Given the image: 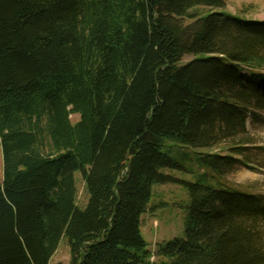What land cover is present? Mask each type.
<instances>
[{
  "label": "trees",
  "instance_id": "obj_1",
  "mask_svg": "<svg viewBox=\"0 0 264 264\" xmlns=\"http://www.w3.org/2000/svg\"><path fill=\"white\" fill-rule=\"evenodd\" d=\"M226 2L0 0V264H50L63 237L70 264H264V194L223 180L264 110V19L198 11ZM166 140L223 145L201 163L228 187L179 180L185 236L152 254Z\"/></svg>",
  "mask_w": 264,
  "mask_h": 264
},
{
  "label": "rangeland",
  "instance_id": "obj_2",
  "mask_svg": "<svg viewBox=\"0 0 264 264\" xmlns=\"http://www.w3.org/2000/svg\"><path fill=\"white\" fill-rule=\"evenodd\" d=\"M206 13L213 11H225L234 18L242 20L264 19V0H227L224 9L199 6L198 11ZM192 55H186L183 62L192 59ZM73 122L79 119L78 114L71 116ZM249 136L253 142L248 145L247 151L239 157L235 169L223 176L228 185L248 190H255L264 194V110H256L251 113L247 122ZM172 157L179 167L161 168V172L172 176L177 181L167 183H155L153 193L146 212L142 216V233L148 243L149 251L154 254L156 244L170 240L174 237L185 236V225L188 216L189 195L188 190L179 180H201L216 187L227 188L215 176L211 168L201 163L205 153H226L223 145L212 149L195 148L189 144H181L166 140L163 149ZM248 159L247 165L240 159ZM78 187V203L84 206L88 194L80 171L75 173ZM4 178V154L0 146V184ZM70 245L66 237L60 241L56 253L50 260V264H70ZM156 256L152 257V260Z\"/></svg>",
  "mask_w": 264,
  "mask_h": 264
}]
</instances>
